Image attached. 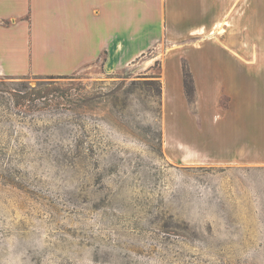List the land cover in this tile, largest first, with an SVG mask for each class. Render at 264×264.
<instances>
[{"label":"rangeland","instance_id":"374dc122","mask_svg":"<svg viewBox=\"0 0 264 264\" xmlns=\"http://www.w3.org/2000/svg\"><path fill=\"white\" fill-rule=\"evenodd\" d=\"M199 5L116 72L0 74V264H264V0ZM176 55L195 91L167 107Z\"/></svg>","mask_w":264,"mask_h":264},{"label":"crops","instance_id":"0c3cea01","mask_svg":"<svg viewBox=\"0 0 264 264\" xmlns=\"http://www.w3.org/2000/svg\"><path fill=\"white\" fill-rule=\"evenodd\" d=\"M199 0H0V74L68 75L101 59L113 73L166 38L205 27ZM195 5V6H194ZM215 18V13H213ZM173 43V42H172ZM196 88L211 75L205 51L187 55ZM220 62V57L216 58ZM157 56L147 60L152 65ZM199 63L203 67H197ZM219 75V72H215ZM164 103L187 105L182 56L163 61Z\"/></svg>","mask_w":264,"mask_h":264},{"label":"trees","instance_id":"16d2710c","mask_svg":"<svg viewBox=\"0 0 264 264\" xmlns=\"http://www.w3.org/2000/svg\"><path fill=\"white\" fill-rule=\"evenodd\" d=\"M57 77H66L65 75H57ZM184 83H185V90L188 98L191 99V97L194 94L195 88L192 78V73L190 70L184 68ZM39 96H45V95H39Z\"/></svg>","mask_w":264,"mask_h":264}]
</instances>
